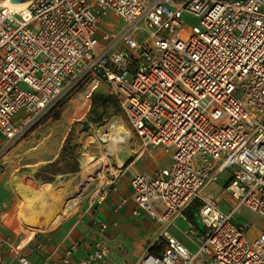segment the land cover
<instances>
[{
	"label": "built area",
	"instance_id": "1",
	"mask_svg": "<svg viewBox=\"0 0 264 264\" xmlns=\"http://www.w3.org/2000/svg\"><path fill=\"white\" fill-rule=\"evenodd\" d=\"M185 16L198 26L188 27ZM89 77L104 81L125 113L135 139L122 141L123 150L171 155L169 167L136 172L130 182L134 217L159 228V250L148 248L136 264H264V231L234 223L242 207L264 217V0L0 7V152ZM120 126L110 125L119 139ZM226 172L231 177L219 185ZM122 173L111 177L112 191ZM178 219L193 249L170 233ZM107 229L96 226L84 258L74 260L76 243L43 264H104ZM2 245L15 264H35Z\"/></svg>",
	"mask_w": 264,
	"mask_h": 264
},
{
	"label": "rangeland",
	"instance_id": "2",
	"mask_svg": "<svg viewBox=\"0 0 264 264\" xmlns=\"http://www.w3.org/2000/svg\"><path fill=\"white\" fill-rule=\"evenodd\" d=\"M184 20L188 27L198 26V20L194 17L185 16ZM107 21L117 22V26H119L117 20L108 19ZM92 85L94 90L90 92L91 96L87 100L88 106L83 111H78V105L83 101L87 103V95L85 96L84 92ZM100 94L108 98L107 107L101 109L89 107L91 97ZM115 121L123 126V130H118L119 133H122L121 136L125 137V132H128L129 137L135 139L125 113L113 99L108 85L101 80L94 82L93 77H89L82 80L71 94L52 106L46 113L34 118L32 123L24 129L23 134L0 152V196L11 205L9 215L17 227L29 232L70 228L86 211H91L99 206L105 192H110L111 177L119 175L117 169L120 162L125 164L124 176L126 177H131L136 171H144L140 167L151 161L157 160L156 165L158 166H164L168 160L171 163L169 155L159 148L155 149L152 158L126 148L119 152L117 157H109L106 162L107 168L99 176L100 178H96L98 176L97 168H99L97 163L111 143L109 140L102 142L101 138L115 136L116 133L110 130V125ZM121 146L125 148L124 144ZM159 155L161 156L159 157ZM63 158L76 161L77 172L70 173L69 170L75 166L64 167L61 162ZM89 158L94 161L88 162ZM53 164H59L58 167L63 169L64 174L52 178L53 182H45L44 179L51 177L46 171H50L48 167ZM231 174L232 172L224 173L218 184L223 185L231 177ZM89 177L92 181L82 190L79 189V197L73 199L68 196L69 198L65 197L57 205H51L50 207L53 209L37 215V218L40 219L31 224L25 223L29 226H23L20 223V220L23 221L21 205L24 200L31 198L30 188H66L70 191L78 188ZM24 187L28 189H24ZM223 206H226L225 202ZM224 208L226 209V207ZM188 215L191 222L196 225L192 213L190 212ZM186 217L188 218L187 215ZM234 223L236 225L250 224L252 230L264 231V217L247 207L239 209L234 217ZM187 228V225L179 219L172 228V232L186 244H190L188 234H186Z\"/></svg>",
	"mask_w": 264,
	"mask_h": 264
},
{
	"label": "crops",
	"instance_id": "3",
	"mask_svg": "<svg viewBox=\"0 0 264 264\" xmlns=\"http://www.w3.org/2000/svg\"><path fill=\"white\" fill-rule=\"evenodd\" d=\"M155 149L152 154H146V156L152 158ZM168 158L171 160V155ZM156 163L157 160L151 161L149 164L140 167L144 171L136 172L154 174L157 170L167 168L171 164L169 160L164 166H158ZM121 170L123 173L117 181L116 191L110 190L99 206L91 211H86L78 222L70 228L63 227L37 232L20 229L11 221L9 215L11 205L0 196V253L2 255L0 264H15L12 255L2 245V241H7L10 246L35 264H43L49 257L61 259L65 252L76 243H80V248L74 260L84 258L92 244L90 236L96 226L102 222L108 225L106 242L110 249L109 256L104 264H136L142 254L155 244L159 228L156 223L144 215L139 218L134 217L133 211L136 206L131 199L130 187L133 175L131 177L124 176L125 164ZM36 220L27 224L34 223ZM181 220L188 227L184 219ZM20 223L23 226H29L21 220ZM22 225L19 226L25 228ZM174 226L169 229L170 233L186 246L193 248L191 244H186L172 232Z\"/></svg>",
	"mask_w": 264,
	"mask_h": 264
},
{
	"label": "bare ground",
	"instance_id": "4",
	"mask_svg": "<svg viewBox=\"0 0 264 264\" xmlns=\"http://www.w3.org/2000/svg\"><path fill=\"white\" fill-rule=\"evenodd\" d=\"M27 6H28V2L23 3V4H13V3H10L9 0H0V7L7 8L10 11H13L16 13L24 12L25 9L27 8ZM87 100L88 99H86V101ZM85 104H86L85 101H83L82 104L77 106V110L83 111ZM118 129L123 130V127L120 126V128H118ZM128 138H129L128 132H125V137L121 136L120 139L117 136H111V137L103 136L101 138L102 142H107L110 139L111 143L107 147L105 153H103L102 158L97 163V165H99L98 166L99 168H97L98 173H96V174H98V176L97 177L95 176L96 178L101 176L102 172H104V170L107 168L108 164L106 162L109 160V157H112V156L117 157L118 153L122 152L123 147L120 145V143L122 141L126 142ZM93 161L94 160L91 158L88 159V162H90V163ZM123 167H124V163L120 162L119 168L117 166L119 172L122 171L121 169ZM91 181L92 180L90 177L86 178L84 180V182H82V184L78 188H76L74 190H70V191H68L66 188H64V189L52 188V187H43V188L38 187V188H32V189L30 188L29 190H30V193L32 194L31 198L24 200V203H22V205H21L22 206V220L26 224L30 223V222L38 219L37 215L44 213V212H48L51 209H53V207H50V206L51 205H54V206L57 205L65 197L70 196L73 199L75 197L76 198L79 197V192H78L79 189L82 190L83 188L88 186V184ZM25 188L26 187H24V189ZM24 189H22V190H24ZM26 189H28V188H26ZM55 211H57V210H55Z\"/></svg>",
	"mask_w": 264,
	"mask_h": 264
},
{
	"label": "trees",
	"instance_id": "5",
	"mask_svg": "<svg viewBox=\"0 0 264 264\" xmlns=\"http://www.w3.org/2000/svg\"><path fill=\"white\" fill-rule=\"evenodd\" d=\"M92 90H94L93 85L90 86V87H88L86 89V91L84 92V95L86 96V95L90 94V92ZM113 99H115V98L113 97ZM115 101H116V99H115ZM107 105H108V98L105 95H102V94H100V95H93L91 97V99H90V102H89V107H92V108L94 107V108L101 109V108L107 107ZM87 106H88V101L85 104L84 109ZM61 162H63V164H64L63 166L66 167V168H69L70 166H75L74 168H72V169L69 170L70 173L77 172L78 166H77L76 161H74V160L73 161H70V160H67V159H64L63 158V159H61ZM58 166H59V164H53V165H50V167H48V170H50V171H46V172H48L51 175V177H49V179H44L45 182H53V179L52 178H54L57 175L64 174L63 169H61ZM197 206L198 205H196L194 207V210H197V208H198ZM190 212L192 213V215L194 214L193 211L189 210L188 212H186V215L188 216L189 220L191 221L190 216L188 215ZM158 250H159V247H158V244L157 243H155L152 247H150V251L151 252H157Z\"/></svg>",
	"mask_w": 264,
	"mask_h": 264
},
{
	"label": "water",
	"instance_id": "6",
	"mask_svg": "<svg viewBox=\"0 0 264 264\" xmlns=\"http://www.w3.org/2000/svg\"><path fill=\"white\" fill-rule=\"evenodd\" d=\"M30 0H9L10 3H13V4H23V3H26Z\"/></svg>",
	"mask_w": 264,
	"mask_h": 264
}]
</instances>
